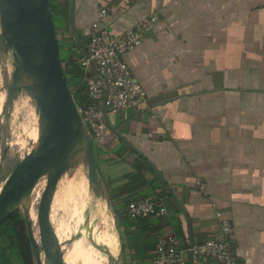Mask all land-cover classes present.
Here are the masks:
<instances>
[{
	"label": "crops",
	"instance_id": "0c3cea01",
	"mask_svg": "<svg viewBox=\"0 0 264 264\" xmlns=\"http://www.w3.org/2000/svg\"><path fill=\"white\" fill-rule=\"evenodd\" d=\"M49 2L60 46L61 37L73 42L65 46L73 53H63L68 77V58L82 57L80 40L86 43L102 9L114 35L155 18L126 56L146 99L107 114L117 139L94 146L110 217V224L91 225L100 244L115 253L117 236V264H151L159 238L171 235L183 264H193L189 245L215 238L227 221L236 264H264V0ZM5 59L0 49L3 99ZM67 80L77 92V81ZM144 198L167 214L131 220L129 203Z\"/></svg>",
	"mask_w": 264,
	"mask_h": 264
},
{
	"label": "water",
	"instance_id": "95a60500",
	"mask_svg": "<svg viewBox=\"0 0 264 264\" xmlns=\"http://www.w3.org/2000/svg\"><path fill=\"white\" fill-rule=\"evenodd\" d=\"M0 49L13 59L11 82L5 88L7 105L26 93L35 105L40 127L39 136L29 141L31 150L18 162L10 184L0 190V225L22 210L32 264H64L65 250L49 218L61 174L72 169L80 158L87 171L88 185L94 187V195L101 199L103 194L95 147L64 75L49 0H0ZM6 156L7 148H4L0 156V175ZM43 175H46V185L38 204V243L32 236V217L25 205ZM104 201L108 205V201ZM86 229L94 241L86 219L70 243ZM96 244L104 257L112 258L105 246ZM112 264H117V260Z\"/></svg>",
	"mask_w": 264,
	"mask_h": 264
},
{
	"label": "built area",
	"instance_id": "2783aa9c",
	"mask_svg": "<svg viewBox=\"0 0 264 264\" xmlns=\"http://www.w3.org/2000/svg\"><path fill=\"white\" fill-rule=\"evenodd\" d=\"M107 17V11L102 9L98 21L88 28L84 53L78 60L85 101L77 105V110L94 146H106L117 139L106 122L107 114L139 108L146 99L144 89L128 67L126 56L140 45L143 32L155 21V18L143 21L133 29L114 35L103 26ZM166 214V208L151 198L131 201L127 209L131 220L161 218ZM231 233V225L223 221L215 238L190 244L187 252L191 262L209 260L214 264H236ZM151 264H183L178 239L161 236Z\"/></svg>",
	"mask_w": 264,
	"mask_h": 264
},
{
	"label": "rangeland",
	"instance_id": "374dc122",
	"mask_svg": "<svg viewBox=\"0 0 264 264\" xmlns=\"http://www.w3.org/2000/svg\"><path fill=\"white\" fill-rule=\"evenodd\" d=\"M60 41L63 52L66 50L73 53V51L65 48L66 44H73L71 40L69 42L66 41V43L61 37ZM64 55L65 54H62V57H64ZM5 57L4 74L5 88H7L11 82L10 76L13 67V59L11 54L6 55ZM65 62L66 59L64 58L62 63L63 66L67 68ZM65 76L66 78H69L68 73ZM1 107L4 110V113L2 114L1 110L0 119L2 129H0V156L4 148H7V156L4 160L0 175V184L15 171L18 162L30 152L31 147H29V140H34L31 138L34 134L35 127L38 126V113L36 112L35 105L29 100V96L26 93H22L14 100L13 104L9 106L6 102L5 91L3 105L1 104ZM75 157H78V155L76 154ZM45 185L46 175H43L30 197L34 208V213L32 215V236L34 240H38V243V204ZM19 214L24 222L22 210L19 211ZM49 218L50 223L55 230L59 227L60 235L65 230V227H68V236L63 247L64 250L70 245V239L77 234L78 229L84 224L86 219L88 220V225L92 228V233H94V241L91 240V232L89 229H86L82 235L86 234L87 240L92 244L98 243V241L96 232L91 225L95 226V224L97 225L102 222L110 224V217L107 208L105 207L104 202L94 195V187L88 185L87 171L83 167L80 158L72 169L65 172V177H62L57 183L56 192L50 206ZM24 228L27 233L25 222ZM113 230L115 233L116 231L114 228ZM17 231L20 235V230ZM11 237H14L13 233H5L3 240L0 242V247L3 246L2 251H0V264H21ZM18 237L20 238V236ZM116 240L115 246L118 247L117 236ZM2 242L6 244L3 245ZM92 248L93 250L90 253L93 255L96 264H112L115 262L117 253L115 254L114 250L110 254L112 258L109 259L104 257L101 250V254L99 255L97 244L92 246ZM90 253L82 256L79 251L75 254H67L65 251L63 262L64 264H88L87 260L89 259L88 255H90ZM89 263L94 264L93 261H89Z\"/></svg>",
	"mask_w": 264,
	"mask_h": 264
},
{
	"label": "trees",
	"instance_id": "16d2710c",
	"mask_svg": "<svg viewBox=\"0 0 264 264\" xmlns=\"http://www.w3.org/2000/svg\"><path fill=\"white\" fill-rule=\"evenodd\" d=\"M79 46L82 47L83 49L85 48L86 43L80 40ZM60 50H61V46H60ZM63 53L64 52L60 54L62 62L64 58L66 59L65 55L64 57H62ZM68 59L70 60V65H71L70 68L73 71L72 73L73 75L71 77L74 78L79 85L77 92L73 93L76 104L78 105V104H81L83 101H85L84 88H83V84L81 81L82 72L80 70V67L78 66V60H77L78 58H76V56H73L72 58H68ZM67 73H68L67 70L65 72V69H64V75H66ZM67 81H70V80H67ZM17 230H20V235L18 234ZM5 233L14 234V237H11V240H12L13 245L15 246V250L17 251V255H18V258L21 264H32L31 244H30L29 236L27 235L28 233H26V230L24 228V222L19 212H16L15 214H13L11 217H9L6 221H4L0 225V242L3 240ZM18 236H20V238ZM2 244L5 245L6 243L4 244L2 242ZM2 248L3 246L0 247V251H2Z\"/></svg>",
	"mask_w": 264,
	"mask_h": 264
},
{
	"label": "bare ground",
	"instance_id": "6f19581e",
	"mask_svg": "<svg viewBox=\"0 0 264 264\" xmlns=\"http://www.w3.org/2000/svg\"><path fill=\"white\" fill-rule=\"evenodd\" d=\"M2 100H3V97H0V113H1V110H2V107H1V104H2ZM39 133H40V127L39 125L37 127H35V131H34V134L32 136L31 139H36L38 136H39ZM30 141V140H29ZM67 170H65L59 180L62 178V177H65V172ZM14 176V173H11V175H9L8 178H6L5 181H3L1 184H0V189H5L11 182L12 178ZM26 208L28 209V211L30 212V216L32 217L33 213H34V208H33V205H32V199L30 198L28 201H26ZM68 227H65V232L63 231L61 233V235L59 234V227L56 228L55 232H56V235H57V238L60 242V245L62 247H64L65 245V242L67 240V233H68ZM94 229V228H93ZM95 231V230H94ZM38 242V240H35ZM97 241L98 243H100V239L97 237ZM102 243V242H101ZM96 244V243H95ZM95 244H92L90 243L87 238H86V234L80 236L79 238L75 239V241H73L72 243H70V248H68V252L69 254H75L77 251H84V250H93L92 246H94ZM103 244V243H102ZM116 245V243H114V246ZM107 248V247H106ZM65 251H66V248H65ZM100 252V250H98ZM118 252V247L115 246V254Z\"/></svg>",
	"mask_w": 264,
	"mask_h": 264
}]
</instances>
